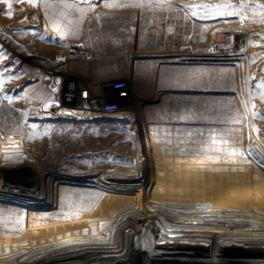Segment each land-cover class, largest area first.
I'll return each mask as SVG.
<instances>
[{
  "label": "rangeland",
  "instance_id": "374dc122",
  "mask_svg": "<svg viewBox=\"0 0 264 264\" xmlns=\"http://www.w3.org/2000/svg\"><path fill=\"white\" fill-rule=\"evenodd\" d=\"M227 33L231 44L220 46ZM0 53V209L56 211L62 196L92 189L80 173L127 169L143 157L264 160V0H0ZM69 81L88 98L75 96V113L59 117L51 86L65 92ZM116 81H126L125 97ZM113 102L118 115L106 112ZM165 226L157 239L166 242L146 245L148 264H264L261 231L253 249L198 246L188 256L169 254L186 244ZM115 240L105 242L110 252Z\"/></svg>",
  "mask_w": 264,
  "mask_h": 264
},
{
  "label": "bare ground",
  "instance_id": "6f19581e",
  "mask_svg": "<svg viewBox=\"0 0 264 264\" xmlns=\"http://www.w3.org/2000/svg\"><path fill=\"white\" fill-rule=\"evenodd\" d=\"M71 88L72 83L68 84ZM74 113L65 109L56 116L70 117ZM18 158L7 163L17 166L29 160L26 155ZM80 174L87 176L92 189L78 197L62 196L56 211H36L41 207L37 204L0 209V264H73L79 257H105L108 253L107 264H148L151 255H147L146 245L151 242L162 246L166 239L157 238L168 230L167 224L173 225L169 231H176L173 235L182 236L186 244L182 248L172 245L169 254L185 251L190 256L191 248L197 253L198 246L209 249L220 245L222 250H236L245 243L253 249L257 241H262L264 234L256 233H264L262 159L143 157L127 169L90 168ZM113 189H117L114 194ZM14 194L38 200L43 196L36 191ZM138 207L145 211L136 218L133 214ZM177 232H181L179 236ZM111 239H116L112 252L105 246ZM120 242L128 243L116 250Z\"/></svg>",
  "mask_w": 264,
  "mask_h": 264
},
{
  "label": "built area",
  "instance_id": "2783aa9c",
  "mask_svg": "<svg viewBox=\"0 0 264 264\" xmlns=\"http://www.w3.org/2000/svg\"><path fill=\"white\" fill-rule=\"evenodd\" d=\"M233 39V35L231 33H227V34H222L221 36H219L217 38V43L220 46H227L230 45ZM72 57H75V52L76 50L72 49L71 51ZM72 83V88L68 89V84ZM115 87L118 89V94L120 97H125L127 95V90H126V81H116L114 82ZM51 93L52 96L57 98V97H61L62 99V105H58V104H54L52 105V107L55 108V110H57V112L59 113L62 110L65 109H71L72 108V103H74L73 98L75 96H80V99H84L87 97V91L86 90H82L79 92V90L75 87L74 82L69 81L67 82L66 86H65V92H63V90L61 89V87L59 86V84L57 82L52 83L51 86ZM67 95V96H66ZM64 98L66 100H64ZM56 100V99H54ZM73 100V101H72ZM106 108V112L110 115H114V114H119L120 113V108H119V104L118 103H106L105 105Z\"/></svg>",
  "mask_w": 264,
  "mask_h": 264
},
{
  "label": "snow or ice",
  "instance_id": "6c2138e0",
  "mask_svg": "<svg viewBox=\"0 0 264 264\" xmlns=\"http://www.w3.org/2000/svg\"><path fill=\"white\" fill-rule=\"evenodd\" d=\"M29 2H30V3H35L36 0H29ZM86 2H87V0H80V3H81V4L86 3ZM96 2H100V0H96ZM113 6H116V5H113ZM120 6H125V5H120ZM190 14H191L193 17H195V16L197 15V13H196L195 11H191ZM0 58H3V54H2V53H0ZM9 78H11V77H9ZM2 79H3V78L0 77V82H2Z\"/></svg>",
  "mask_w": 264,
  "mask_h": 264
}]
</instances>
